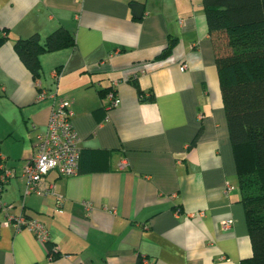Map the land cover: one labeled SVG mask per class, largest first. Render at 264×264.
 Returning a JSON list of instances; mask_svg holds the SVG:
<instances>
[{
	"label": "crops",
	"instance_id": "crops-1",
	"mask_svg": "<svg viewBox=\"0 0 264 264\" xmlns=\"http://www.w3.org/2000/svg\"><path fill=\"white\" fill-rule=\"evenodd\" d=\"M60 26L75 44L41 54L34 79L13 43ZM0 37V154L13 172L0 203L42 222L55 248L50 258L30 230L1 223L0 264H241L252 255L202 0H0ZM108 88L120 102L105 109ZM62 99L88 169L50 171L51 194H25L24 163Z\"/></svg>",
	"mask_w": 264,
	"mask_h": 264
},
{
	"label": "trees",
	"instance_id": "trees-1",
	"mask_svg": "<svg viewBox=\"0 0 264 264\" xmlns=\"http://www.w3.org/2000/svg\"><path fill=\"white\" fill-rule=\"evenodd\" d=\"M202 4L252 245V255L241 264H264V0H202ZM4 39L0 37V44ZM74 44V36L60 26L44 37L32 33L18 38L13 48L37 79L41 54ZM173 46L170 39L158 58L170 55ZM132 84L142 96L138 83L132 80ZM79 165L88 169L89 151L81 150Z\"/></svg>",
	"mask_w": 264,
	"mask_h": 264
},
{
	"label": "built area",
	"instance_id": "built-area-1",
	"mask_svg": "<svg viewBox=\"0 0 264 264\" xmlns=\"http://www.w3.org/2000/svg\"><path fill=\"white\" fill-rule=\"evenodd\" d=\"M187 63L183 62L180 65V70H185ZM44 90L38 94V99H43L46 96ZM105 109H110L119 104L120 99L117 97L113 88L107 92L104 97ZM73 110L71 102L66 99L58 101L51 108L50 117L44 132H39L36 135L35 153L27 159L23 166L22 175L26 181L25 194H36L46 196L51 194L53 186L47 184L45 176L50 171H56L61 176H72L78 172L79 159L81 149L79 147V138L75 133L71 119ZM124 164L120 165L122 168ZM13 172L5 165V157L0 154V191L12 177ZM234 188L230 184H226L225 190L229 191ZM58 205L60 201L58 200ZM11 203H0V210L4 213V218L1 223L11 225L15 230L28 229L35 238L46 246L48 256L52 258L53 247L50 249V235L45 225L31 217H28L24 212L13 215L8 212L13 208ZM87 208H90L89 206ZM232 223L231 219L223 221V226L229 227ZM143 263L146 258H142Z\"/></svg>",
	"mask_w": 264,
	"mask_h": 264
},
{
	"label": "water",
	"instance_id": "water-1",
	"mask_svg": "<svg viewBox=\"0 0 264 264\" xmlns=\"http://www.w3.org/2000/svg\"><path fill=\"white\" fill-rule=\"evenodd\" d=\"M133 8H134V14L137 16V17H139L141 14H142V11H143V7L142 6H140V5H134L133 6Z\"/></svg>",
	"mask_w": 264,
	"mask_h": 264
}]
</instances>
